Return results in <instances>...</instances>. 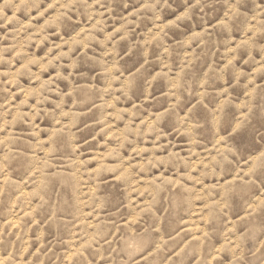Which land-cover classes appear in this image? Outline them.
<instances>
[{
	"label": "rangeland",
	"instance_id": "obj_1",
	"mask_svg": "<svg viewBox=\"0 0 264 264\" xmlns=\"http://www.w3.org/2000/svg\"><path fill=\"white\" fill-rule=\"evenodd\" d=\"M0 264H264V0H0Z\"/></svg>",
	"mask_w": 264,
	"mask_h": 264
}]
</instances>
